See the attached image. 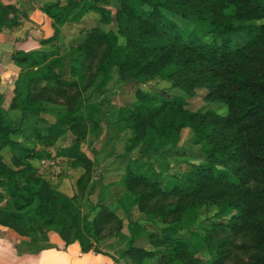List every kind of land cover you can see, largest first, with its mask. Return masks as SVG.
Here are the masks:
<instances>
[{
  "label": "trees",
  "instance_id": "16d2710c",
  "mask_svg": "<svg viewBox=\"0 0 264 264\" xmlns=\"http://www.w3.org/2000/svg\"><path fill=\"white\" fill-rule=\"evenodd\" d=\"M102 1L106 2L55 0L45 5L43 9L55 21L54 35L47 43L58 41L59 27L72 23L74 14L82 17L94 11L99 18L82 32V42L71 44L65 53L50 48L14 55L21 73L7 110L0 94V224L22 236L55 231L67 244L79 241L84 253L99 251L95 242L115 219L121 232L123 220L115 211L100 204L92 219L83 215L79 194L69 196L58 190L33 162L66 158L72 168L84 169L78 184L86 189L94 162L82 143L92 131L98 137L99 125L89 124L86 109L94 105H85L83 93L100 89L107 82L103 76L118 66L133 83L163 74L184 93L160 104L152 99L137 102L127 117L134 133L129 147L149 134L154 143L176 147L181 130L189 127L197 143L204 144L205 158L186 171L169 174L130 165L122 179L126 195L164 222L182 209V200L217 206L215 227L210 229L228 234L216 240L212 233H196L194 238L151 234L166 245L167 263L198 264L196 255L207 250L206 264H264V0H119L116 12ZM77 8L80 11L75 13ZM20 13L15 5L0 0V32L18 27ZM175 17L194 21L195 28L182 27ZM197 89L206 91V100L224 103L227 112L188 107ZM60 99L66 112L56 123L34 130L35 144L13 139L22 128L21 123L8 120L9 112L19 110L23 119L24 113L44 112L47 104ZM66 131L72 132L71 141L53 155L49 148ZM7 147L13 151V165L2 155ZM169 197H178L179 203L171 207L157 202ZM235 235L249 237L248 248L254 253L248 261L227 263L230 236ZM130 252L139 264L143 255L155 253L134 247L132 237L123 257Z\"/></svg>",
  "mask_w": 264,
  "mask_h": 264
},
{
  "label": "rangeland",
  "instance_id": "374dc122",
  "mask_svg": "<svg viewBox=\"0 0 264 264\" xmlns=\"http://www.w3.org/2000/svg\"><path fill=\"white\" fill-rule=\"evenodd\" d=\"M63 3L65 4L66 0ZM100 3L106 4L113 12L120 8L119 0H106V2L102 1ZM79 8L75 10V13L80 11ZM98 18L99 14L94 11H88L82 17L74 14L73 21L69 26H72L76 33H73L68 44H80L84 38L82 32L95 25ZM175 20L188 30L195 28L194 21H186L180 17H175ZM112 29L116 30V26L114 25ZM66 46L62 39L60 49L62 50ZM69 76L66 75V78H69ZM129 76L127 72H121L118 66H113L111 72L103 76L107 80L105 85L100 86L101 88L99 87L100 89L93 91V93H91L92 90L83 93L85 105H94V108L86 109V116L90 114L91 117L89 124L93 126L97 121L99 125L97 126L98 137L93 135L92 131L82 143V150L94 162L92 180L84 191L80 187L81 185L78 184L84 169L72 168L66 158L53 157L52 159L33 160V162L40 173L55 187H57V183L62 177L70 176L71 188L75 194L80 196V208L83 215L92 219L100 210L95 206L103 204L115 211L117 217L123 220L121 232L117 228L119 226L117 219L102 232L100 239L101 251L115 254L121 264H139L131 256V252L128 258L122 255L132 237L134 247L155 252L152 257L143 255L141 264H183V262L167 263L169 251H167L166 245L157 243L150 235L153 233L158 236L171 234L172 236L194 238L196 233L203 236L212 233L213 240L219 237L225 238L228 236L226 232L218 231L217 228L212 232V229H210V227H215L214 221L218 217L216 215L218 207L208 206V204H202L197 200L194 202L182 200L180 202L182 209L164 222L162 217H156L153 213L140 209L138 203L133 202L132 195V197L126 195V186L122 179L127 168L130 165H135V163L142 164L148 170L157 169L163 173L165 172L164 174L186 171L191 167V164L204 161V144L197 143L191 128L186 127L181 130L182 135L178 139L176 147L164 145L161 142L154 143L151 141L153 137L149 134L143 142L141 141L134 148H130L129 146L132 145L130 137L134 133L133 127L127 122V117L134 111L136 103L152 99L155 103L160 104L184 93L180 89L174 88L163 74H156L141 81L140 84L131 82ZM196 91L197 95L188 99V107L201 112L209 110L220 114L227 112L224 103L206 100L204 89H197ZM66 110L67 106L64 99H60L57 103L47 104V109L44 112L24 113L23 119H21L23 116L21 111L9 112L8 120L13 125L21 123L22 128V132L12 136L13 139L24 145L32 146L35 144L34 130L47 128L51 123H56L60 118V114L66 112ZM62 126L66 128V124ZM72 137V132L66 131V134L60 137L56 145L50 147L49 150L55 155L58 148L69 144ZM2 155L7 163L13 165V151L11 148H5ZM44 160L45 162H43ZM82 192L84 196H81ZM157 202L163 203L165 206H176L179 203V198H162ZM230 239L233 242L230 245L231 251L227 263L248 261L254 253L248 248L250 244L249 237L235 235L230 236ZM198 254L196 255V259H199L198 264L208 263L207 250H204L200 255ZM185 262L189 263L188 260H185Z\"/></svg>",
  "mask_w": 264,
  "mask_h": 264
},
{
  "label": "crops",
  "instance_id": "0c3cea01",
  "mask_svg": "<svg viewBox=\"0 0 264 264\" xmlns=\"http://www.w3.org/2000/svg\"><path fill=\"white\" fill-rule=\"evenodd\" d=\"M1 1L15 5L21 12L18 27L0 32V94L4 96L3 107L7 110L14 97L15 81L21 73L14 55L50 48H58L61 54L65 53L70 47L71 36L76 32L69 26L71 23H66L59 27L60 37L56 43L46 42L54 35L55 21L43 7L55 0ZM62 39L67 46L61 50ZM70 183L71 178L67 175L57 183V188L73 196L75 193ZM95 246L99 251L84 253L79 241L67 244L55 231L38 232L33 237L22 236L0 224V264H121L115 254L100 250V241L95 242Z\"/></svg>",
  "mask_w": 264,
  "mask_h": 264
},
{
  "label": "built area",
  "instance_id": "2783aa9c",
  "mask_svg": "<svg viewBox=\"0 0 264 264\" xmlns=\"http://www.w3.org/2000/svg\"><path fill=\"white\" fill-rule=\"evenodd\" d=\"M43 162H45V160Z\"/></svg>",
  "mask_w": 264,
  "mask_h": 264
}]
</instances>
